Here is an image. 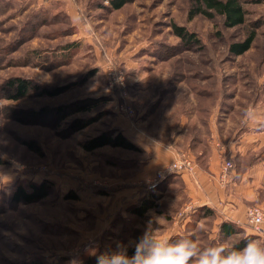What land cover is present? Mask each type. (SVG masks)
<instances>
[{
    "label": "rangeland",
    "instance_id": "rangeland-1",
    "mask_svg": "<svg viewBox=\"0 0 264 264\" xmlns=\"http://www.w3.org/2000/svg\"><path fill=\"white\" fill-rule=\"evenodd\" d=\"M240 2L245 21L227 28L218 15L188 19L190 0H132L118 10L102 0H0V157L5 161L0 165V264H96L99 252L118 242L131 245L149 225L157 235L188 236L202 247L232 246L249 236L264 239L248 223L225 238L214 224L216 215L193 221L187 187L179 179L156 190L160 197L154 208L141 217L131 214L140 202L126 195L120 199L116 192L143 176L150 153L109 146L87 152L81 146L105 130L122 133L119 125H132L137 134L160 141L168 137V127L191 113L196 130L199 121H223L228 136L246 121V109H264V0ZM171 24L194 34L197 42L186 46ZM251 31V47L233 54L229 45ZM109 66L126 82V96L109 88ZM87 74L84 84L53 98L34 91L14 100L3 91L13 77L49 88ZM77 99L95 102L88 112L50 123L51 108ZM120 105L133 114L122 112ZM222 106L225 115H219ZM42 108L47 113L38 116ZM94 114L99 115L95 122L66 135L69 120ZM26 142H35L38 150ZM231 163L225 190L234 179ZM163 177L141 185V193L146 187L150 192L143 199ZM44 179L53 187L43 201L9 202L16 183ZM101 182L110 185L104 188ZM101 187L105 193L98 191ZM68 192L77 199H65Z\"/></svg>",
    "mask_w": 264,
    "mask_h": 264
},
{
    "label": "crops",
    "instance_id": "crops-1",
    "mask_svg": "<svg viewBox=\"0 0 264 264\" xmlns=\"http://www.w3.org/2000/svg\"><path fill=\"white\" fill-rule=\"evenodd\" d=\"M212 110L210 109V113ZM255 111L258 116L264 117V109ZM205 114H208V111L205 110ZM222 114L225 115V106H222L219 113ZM194 117V113L189 117H180L182 122L178 119L177 125L168 127V137L160 141L151 135L137 134L132 125H126L124 128L119 125L122 134L142 151L150 153L151 157L144 166L143 176L129 180V185L116 194L120 199L126 195L134 203L141 202L142 195L149 192L141 193V185L146 182L152 183L157 170L168 166L186 153L194 160L193 170L180 174L176 172L171 182L179 179L183 186L187 187L185 194L191 202L188 205L190 211L206 207L219 218L215 225L229 223L240 228L247 226L248 206L264 208V119H258L253 123L245 115V119H242L246 120L245 123L241 122L240 128H233L234 132L225 136V122L222 124L223 121L221 123L199 121L196 130L191 123ZM225 154L234 162L236 168L232 173L233 182L226 190L224 186L226 183H221L218 177L220 159ZM239 165L240 169L237 167ZM99 185L106 188L110 183L101 182ZM262 229L264 234V225Z\"/></svg>",
    "mask_w": 264,
    "mask_h": 264
},
{
    "label": "trees",
    "instance_id": "trees-1",
    "mask_svg": "<svg viewBox=\"0 0 264 264\" xmlns=\"http://www.w3.org/2000/svg\"><path fill=\"white\" fill-rule=\"evenodd\" d=\"M108 3L107 8L110 10H118L124 5L132 0H102ZM200 15L207 19H212L215 15L222 17V24L227 28H232L241 25L245 21V10L243 9L240 0H190V6L187 13L188 19H192L194 16ZM171 29L173 35L178 37L181 42L188 44L197 42L195 35L187 32L183 27L177 26L176 24H171ZM255 38V32L251 31L248 36L241 42H235L229 45V50L233 54L241 55L246 52L252 45ZM87 74L80 81H74L73 83H68L61 86L54 87H42L38 84H33L29 79L13 77L6 80L3 84V91L9 93V98L17 100L26 97L30 92L36 91V94L41 97H56L62 93L70 90L72 87L77 85H82L86 81ZM95 100L81 99L74 100L68 104H60L51 108L48 118L50 123L54 122L57 125L61 121L65 120L72 114L88 112L93 107ZM46 108H42L38 111V116L45 115ZM99 118L98 114L92 116H86L84 118H74L69 120L66 125L65 133L66 135H71L79 130L88 127L90 124L95 122ZM28 147L34 150H38L35 146V142H26ZM82 148L87 151H93L95 149L109 146L112 148H119L121 150L128 151H139V148L131 143L119 130H105L98 135L89 138L84 142ZM5 161L0 157V165L4 164ZM176 172L166 173L159 183L155 186H151V197L142 199L140 204L132 207L129 211L131 214L138 217L143 216L148 210L155 207V200L158 199L160 194L156 193V190L163 189L168 186L169 183L174 178ZM53 184L49 180H41L38 183H28L26 185L16 183L10 190L9 202L16 205H28L39 203L43 201L52 190ZM96 188V187H95ZM98 188V187H97ZM147 190V187L145 188ZM145 189L143 192H145ZM155 190V191H154ZM100 193H105L106 190L99 188ZM147 192V191H146ZM150 195V193H149ZM65 199L76 200L77 196L73 192H68L64 196ZM214 213L211 209L206 207L197 208L193 211L190 217L193 221L200 219H206L213 216ZM186 216V215H184ZM219 231H222L225 238L233 236L235 233L240 231V227L234 226L229 223H222L219 225ZM249 238H253L249 236ZM245 242L244 239L235 242L232 246H242ZM132 248H129V253L131 254ZM34 264V263H32ZM90 264V263H89Z\"/></svg>",
    "mask_w": 264,
    "mask_h": 264
},
{
    "label": "clouds",
    "instance_id": "clouds-1",
    "mask_svg": "<svg viewBox=\"0 0 264 264\" xmlns=\"http://www.w3.org/2000/svg\"><path fill=\"white\" fill-rule=\"evenodd\" d=\"M245 115L253 123L264 119L254 108L246 109ZM96 264H264V239L249 238L242 246L220 242L202 247L188 236L157 235L149 225L131 245L118 242L99 252Z\"/></svg>",
    "mask_w": 264,
    "mask_h": 264
},
{
    "label": "built area",
    "instance_id": "built-area-1",
    "mask_svg": "<svg viewBox=\"0 0 264 264\" xmlns=\"http://www.w3.org/2000/svg\"><path fill=\"white\" fill-rule=\"evenodd\" d=\"M106 79L108 81V86L110 89L115 90L117 93L126 96V82L122 79L120 75H116L112 66L107 67L106 70ZM120 109L122 112L127 113L129 116L133 114V111L126 106H121ZM193 163L186 155L179 156L174 162L170 165L164 167L162 170H159L156 173L155 179L152 183L161 179L166 173L177 172V171H192ZM232 169V163L229 159H225L222 164L219 181L221 183L228 182V173ZM246 220L251 226V229L254 233L263 234L262 226L264 224V212L259 206H250L246 209Z\"/></svg>",
    "mask_w": 264,
    "mask_h": 264
}]
</instances>
